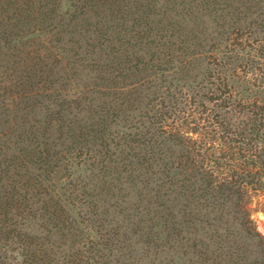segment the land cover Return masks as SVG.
Segmentation results:
<instances>
[{"label":"trees","instance_id":"16d2710c","mask_svg":"<svg viewBox=\"0 0 264 264\" xmlns=\"http://www.w3.org/2000/svg\"><path fill=\"white\" fill-rule=\"evenodd\" d=\"M4 49L0 264H119L105 197L192 264H264V0H0Z\"/></svg>","mask_w":264,"mask_h":264},{"label":"rangeland","instance_id":"374dc122","mask_svg":"<svg viewBox=\"0 0 264 264\" xmlns=\"http://www.w3.org/2000/svg\"><path fill=\"white\" fill-rule=\"evenodd\" d=\"M40 42L41 40H37V39L31 40L30 38L29 43H28L29 45H27V47L28 49L29 48L36 49L38 46V43ZM11 54H12V51H6V49H4L0 53V85H1L0 93H2V90L4 89L3 88L4 83L6 82L4 79L5 73L11 70L16 71L13 65H11V61H12V59L10 58ZM28 118L30 119V117ZM35 118L41 119V116L36 115ZM7 120L9 121V117L5 114H2V112L0 111V123L3 124L4 121L6 122ZM7 125L9 127L12 126L11 124H6V126ZM56 127L57 126L53 127V130H52L53 134L51 133L53 136L54 134H56L55 133ZM8 146H11L10 148L11 150L14 148L12 144L10 143ZM71 172H72L71 182L73 181V183L75 184L77 181L76 178L78 176L83 175V170L80 169L79 167H73L71 169ZM98 181L100 182V179ZM98 181L96 180L97 183L94 182L96 184L94 187L91 186V183H89L88 188L90 189L91 194L92 193L95 194L94 193L95 189H97V185L100 184ZM121 187L124 188L122 192L126 196L127 202L125 205L127 207H133L135 204H137V202L139 201V196L142 199L148 198L145 195L146 193L144 189L143 190L140 189L139 191L137 187L131 186L130 183H124L122 184ZM135 188H137L138 190H136ZM113 191L117 192L116 189H114ZM97 204L100 206L99 208L100 212L101 211L103 212V209L106 210L104 217L107 218V221L110 220L112 224L119 226V229L121 231L120 236L123 239V243L121 244L124 246H127V248L123 250V255L120 257L121 261L119 264H165V263L166 264H192V261H193L192 254L188 249H186L185 245H182L180 244V242H176V241H170L166 243L165 239H164L163 246H161L162 245L161 243H158L157 245L154 242V240H156L157 238L159 239H163V238H161V236L159 237L154 236L153 232L150 235L149 228L147 227L149 222H140L137 224L138 225L137 227L134 226V224H131V223H136L139 217H141V219L143 218L142 211L144 212L145 207L147 206V205L145 206L146 203H141L136 206L140 209L139 211L138 210L135 211L137 212V215L134 218L133 216L131 217L130 219L131 222L127 221L124 217H122L123 214L119 212L120 208L116 206L117 203L113 199H110L109 197L108 198L105 197L104 199L97 201ZM248 206L251 209L252 225L254 226L255 230L260 234V236L264 239V191L261 192L257 196H252L251 202ZM73 210H77V208ZM129 212L133 213L134 211L129 210ZM138 212H140V214H138ZM198 236L206 240L204 236V231L201 229H199L198 231ZM55 239L56 238H54V240ZM56 242L58 243L59 241H56ZM69 246H70L69 241L66 240L64 241V243H62L61 247L59 248L60 249L59 251L66 253L68 251H72L73 249H81L82 247L80 243L78 245L77 244L74 245L75 247L72 249H70ZM8 255H12V257L17 258V261L21 260L18 256L19 254L17 250H14V251L10 250L8 252ZM113 261L114 259L112 260V262Z\"/></svg>","mask_w":264,"mask_h":264}]
</instances>
